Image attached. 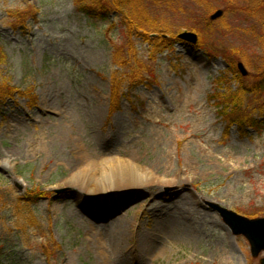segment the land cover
Masks as SVG:
<instances>
[{
    "label": "rangeland",
    "instance_id": "obj_1",
    "mask_svg": "<svg viewBox=\"0 0 264 264\" xmlns=\"http://www.w3.org/2000/svg\"><path fill=\"white\" fill-rule=\"evenodd\" d=\"M92 1L0 0V264H103L87 239L122 216L111 264H260L219 207L264 216V116L222 118L264 113V0H126L104 19ZM187 31L203 45L169 40ZM139 72L111 115L114 80ZM69 119L85 155L58 137ZM117 156L131 169L105 174Z\"/></svg>",
    "mask_w": 264,
    "mask_h": 264
},
{
    "label": "bare ground",
    "instance_id": "obj_2",
    "mask_svg": "<svg viewBox=\"0 0 264 264\" xmlns=\"http://www.w3.org/2000/svg\"><path fill=\"white\" fill-rule=\"evenodd\" d=\"M70 120L71 119H69V121ZM72 123L73 121L71 120L68 125L63 126L64 128L62 127L59 133L60 135H58V137L60 136L62 140L65 141V143L74 146L76 150L79 149V154L84 153L85 155V151L80 142V136H78L79 133L75 131L76 128L72 125ZM90 163L91 162L88 163L89 166ZM124 168L128 169V171L129 169H131L130 165L127 163L126 160L122 159L120 156H117L114 159L111 158V161H107L106 165L102 167V170L105 174L111 173V176L114 172L121 171ZM96 182L97 179L91 180L89 186H87L85 190H102L106 187V185L98 184ZM100 186L101 188H99ZM134 223L135 220H133L132 222V220L125 218V216L118 218L116 221V226H114L113 228H111V223H95L93 224V228L95 229L97 235H93L94 239H87V244L88 246L93 247L97 250L103 264H111V262H113L114 254L117 251H120L123 247L122 243L124 242V238L126 236L125 231L130 230L133 225H135Z\"/></svg>",
    "mask_w": 264,
    "mask_h": 264
},
{
    "label": "trees",
    "instance_id": "obj_3",
    "mask_svg": "<svg viewBox=\"0 0 264 264\" xmlns=\"http://www.w3.org/2000/svg\"><path fill=\"white\" fill-rule=\"evenodd\" d=\"M129 1V0H128ZM133 0H131L132 2ZM130 2V1H129ZM138 4H141V0H138ZM126 5H128V2L126 0H93L92 3H86L84 5H82L81 3L79 4V6L82 8V10L87 13L88 15H91L93 17H100V18H105L107 13L111 11L112 6L117 8L122 7ZM128 7V6H127ZM126 11V9H124ZM122 11V10H121ZM142 17V16H141ZM123 20L126 24H129L130 26L132 25L133 28H138L139 25H142L143 20L140 18V16L138 15H130V14H124L123 16ZM142 35H144V33H142ZM171 37L169 38L170 41H172ZM157 40V39H154ZM159 42V43H158ZM155 43H157L155 46L156 48H161V47H165V46H171V43H166V42H161V41H155ZM162 43V44H161ZM163 45V46H162ZM119 85H120V81L118 80L115 85L113 86L114 91L116 92V94L118 93V89H119ZM1 94L5 95V94H10L9 92H11L8 87L7 88H1L0 89ZM12 95V94H11ZM32 102L35 100L32 97ZM255 111V110H254ZM252 110L249 111H239L237 113L235 112H229V113H225L223 114L224 117L228 118L229 120V124L231 123H237L238 126L241 129H244L246 125H252L255 122H257V119L255 118L254 114ZM259 115H264V113H258ZM37 197H39V194H33V193H29L26 194L25 196V200H23L26 204L27 202L30 203L32 201H34L35 199H37Z\"/></svg>",
    "mask_w": 264,
    "mask_h": 264
},
{
    "label": "water",
    "instance_id": "obj_4",
    "mask_svg": "<svg viewBox=\"0 0 264 264\" xmlns=\"http://www.w3.org/2000/svg\"><path fill=\"white\" fill-rule=\"evenodd\" d=\"M221 14L217 11L212 15L215 18ZM179 37L191 42L197 40V35L193 32H184ZM243 74H246L245 68H242ZM224 219L233 229L235 234L244 235L250 243L252 256L256 257L260 252L264 253V216L249 218L233 210L219 207ZM260 264H264V255L259 259Z\"/></svg>",
    "mask_w": 264,
    "mask_h": 264
}]
</instances>
